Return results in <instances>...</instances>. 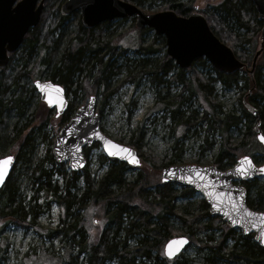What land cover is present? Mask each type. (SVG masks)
<instances>
[{"label": "trees", "instance_id": "trees-1", "mask_svg": "<svg viewBox=\"0 0 264 264\" xmlns=\"http://www.w3.org/2000/svg\"><path fill=\"white\" fill-rule=\"evenodd\" d=\"M55 1L46 0L50 9L49 13L47 10L44 21L50 14L54 13L55 16L57 15L58 23L54 25L55 17L53 22L50 21L54 28L49 25L47 30L43 31L40 20L25 34L20 52L9 54L8 64L16 56L21 65L14 69H10V66L2 69V71L6 70L7 72L2 74L3 77L0 76V151L8 144L11 146V142L15 141L17 127L16 125H7L5 115L9 108L14 105L21 108L27 102L22 96L21 79L29 76V74L38 77L46 68L48 80L64 86L67 95L74 74L77 71L85 70L87 72V85L82 83L77 86L82 91L83 99L90 90L94 93L96 87L101 88L103 95H111L117 89V86L111 87L107 84L111 76L117 72L115 63L110 58H105L106 54H115V47L110 45L112 34L105 31L109 21L103 22L97 27L86 29L81 24L80 16L74 13L73 16L77 17L75 21L72 20L75 24V31H67L69 23L67 21L70 16L59 14L60 5L53 9L52 6ZM126 1L140 7L144 3L151 4L152 0ZM161 1H165L166 5H163L164 7L162 6L158 11L173 10L182 16H188L193 11V8L190 7L193 0H187L185 3H180L178 0ZM63 2L64 0H57L58 4ZM200 13L207 20L210 30L223 43L227 42V37H229L238 46L247 42L253 44L261 29V21L256 17L251 0H222L216 5L205 8ZM118 20L123 21L125 18H118ZM59 27L62 29L59 30ZM131 29L135 35L138 34L140 37L142 32L150 30L145 27L138 29L134 23H132ZM57 30H59V34L56 36ZM130 31H122L118 34V46H126L121 43V39L124 34ZM140 37L131 41L132 44L127 45L134 48L139 58L127 62L128 73L122 81L138 84L145 77L155 87L163 84L167 86L171 83H180L182 92L170 98L159 97L155 103L158 106L169 107L171 114L177 117L179 110L177 105L179 107L180 104H188L191 96L196 95L200 105L204 106L203 116L198 118L199 121L206 120L207 131L217 133L221 137L219 150L211 164L223 170L232 166L241 155L250 156L252 154L254 162L261 164L262 162H258V157L254 156L255 151L252 150L251 152L252 142L249 143V137L254 139V127L257 122L260 123V132L264 134V47L256 59L254 56L259 46L253 52L251 50L233 52L245 67L229 74L220 73L210 67L215 73L213 79L200 74L196 69V65L200 64L201 61L202 63L207 62L205 58L195 59L189 68L183 69L177 67L165 54L163 36L154 34L153 39L147 42H142ZM257 40L259 43V37ZM59 46L62 47L61 50H59ZM161 51V56L155 55ZM28 65H34V71L27 70ZM250 70L252 71L250 72ZM9 71L10 73H8ZM90 74L92 79L91 83H88ZM186 74H189V79L186 78ZM214 81H218L224 88H234L240 91L238 97L240 114L228 112L219 116L212 112L213 101L210 99L212 93L210 85ZM14 90L18 91V97L9 99V92ZM76 106L74 102L68 103L67 110L61 116L62 125L69 119L77 108ZM209 113H211L210 117H208ZM185 119L184 121L181 120L179 125L185 126L187 124ZM242 123L245 124V131L241 133L242 137L233 138L229 134L231 128H239ZM43 124H46L45 118ZM182 130L185 131V127ZM27 139L28 137L25 138L19 150L15 152L16 164L14 163L11 173L0 189V228L8 221L21 226H28L33 225L35 220L36 213L32 215L30 222H26V216L30 210L25 209L20 194H16L12 182L17 161L21 160L25 165L29 164L32 150ZM127 145L140 153V147L143 143L139 136H136ZM210 146L211 143L205 138L204 148H210ZM88 149H84L85 158ZM140 155L142 156L141 166L136 175L130 179L126 177V171L132 167L101 154L99 156L100 164L107 163V167L96 180L90 177L87 170L84 169L86 166L83 168L85 186L81 194L78 191L70 192V189L75 187L79 171H70L71 179L65 180L64 186L60 190L55 186L53 188L54 199L64 216H69L71 207L76 204L82 205L88 201L94 204L101 203L106 224L95 241L85 240L84 229L75 220H71L61 231L70 249L76 244L79 252L85 251L87 264H104L105 261L115 257H117L119 264H134L135 257L140 258V261L151 260L152 251L155 253L157 261L151 264H187L184 259L169 260L164 256L162 257L161 249L164 242L180 234L186 235L189 244H191L196 241L193 233H204L208 230H218L221 235L217 242L203 244V249L206 251L200 264H218L220 261L228 264H264V249L255 243L253 235H242L241 233L235 235V229L228 228L220 217L209 216L208 206L203 199L198 202L197 206L202 210L200 215L209 217L205 224L197 222L198 214L188 216L190 212L186 204L176 205L175 200L178 196L191 194L193 190L184 185L160 182L159 170L174 163L173 158H158L150 150L145 153L141 152ZM46 160L52 163L54 161L50 154H47ZM147 165L149 167L145 169ZM38 168L32 170V178L39 182L45 172ZM64 177L62 174V179ZM258 180H261L259 184L256 183ZM243 184L248 192L246 199L248 206L252 209L264 210V178L255 177ZM152 188L154 191H151ZM57 190L59 191L58 195ZM252 191L256 194L253 197L248 196ZM62 192H65L64 195H61ZM169 216L180 219L186 226L184 233L174 229L168 219ZM124 219H128V221L125 223ZM37 230L40 233L44 231L40 228ZM120 232L124 233L122 239L119 237ZM129 237H135V246L129 247L127 245ZM228 240H233L232 244L228 245Z\"/></svg>", "mask_w": 264, "mask_h": 264}, {"label": "rangeland", "instance_id": "rangeland-1", "mask_svg": "<svg viewBox=\"0 0 264 264\" xmlns=\"http://www.w3.org/2000/svg\"><path fill=\"white\" fill-rule=\"evenodd\" d=\"M178 1L180 3L187 2V0ZM220 2H222V0H193L190 7L193 8L192 12L199 13L205 8ZM47 3L48 2L45 0L44 8L39 19V21L41 20L43 31H46L49 25L53 26L52 20L55 17L56 20L54 25L58 23L57 15L55 16L54 13L50 14L44 21L45 14L47 10L49 13L50 9ZM61 4L62 3L58 4L56 0L52 7L55 9L59 7V5L61 6ZM163 5H166L165 1L152 0L151 4H141L140 8L147 13H152L158 11ZM74 13L80 16L79 11H74L69 14L67 31H75V24L73 22L77 17L73 16ZM59 14H61L60 11ZM108 23L105 31L108 33L111 32L112 34L110 45L111 47H115V54H106L105 58H110V60L115 63L117 72L111 76L107 84L111 87L117 86V89L111 95H103L101 88L96 87L94 93L90 90L83 99L82 91L77 88V86L82 83L87 85V72L85 70L77 71L73 76L70 89L66 96L68 103L74 102L77 105L76 107H78L86 104L88 97L94 95L96 97V111L100 116V129L114 141L127 145L134 137L139 136L143 143L140 147L141 152L145 153L147 150H150L158 158H173L174 163L171 164H198L202 166L211 164L219 150L221 137L217 133L207 131L208 124L206 120L199 121L198 118L203 116L204 111V106L202 107V105H200L199 99L196 95H193L188 104H180L179 107L177 105V109H179L178 115L174 117L169 107H164L163 105L158 106L155 102L159 97L170 98L182 92L180 83H171L167 86L163 84L155 87V85L145 77H143L138 84L134 82H123V77L128 73L126 69L127 62L139 58L134 48L127 45L132 44L131 41L137 40L140 36L138 34L135 35L131 29L132 23L135 25L132 17L123 21L113 19ZM61 29L62 28L59 27V30ZM59 30L56 31V36L59 34ZM122 31H130L124 34L121 39V43L126 46H118V34ZM243 32L242 30V33ZM154 34L152 30L142 32L140 37L141 41L147 42L153 39ZM259 35L260 31L258 37ZM257 39L253 44L247 42L241 44V46H238L234 41L232 42L229 37H227V42H224L231 47L232 51L235 53L242 50L246 52L251 50L253 52L256 47L260 46V41L258 43ZM21 48L22 44L16 50L15 54L19 53ZM61 49L62 47L59 46V50ZM155 55L161 56L162 51ZM20 65L19 58L15 56L14 59H11L9 64L0 68V76L3 77L4 75L2 74L7 72L6 70L2 71V69L7 68V66H10V69H14ZM33 66L34 65H28L26 69L34 71ZM210 67L211 66L207 62L202 63V61L200 64L196 65V69L200 74L214 79L215 73ZM45 70L38 77L29 74V76L21 79L23 86L22 96L25 97L27 102L24 103L21 108L14 105L12 108H9L5 115L7 125H16L17 132L15 134V141L11 142V146L8 144L0 151V157L6 154L15 155V152L19 150L25 138L28 137L27 140L32 150L30 152L29 164L25 165L21 160L17 161L12 182L14 183L16 194H20V199L25 209L30 210V213L26 216V222L31 221L34 213H36V216L33 225L21 226L8 221L0 228V264H87L85 251L79 252L76 244L71 246L72 249H70L61 231L71 220H75L82 225L85 233V240L95 241L106 224L100 202L94 204L88 201L84 202L82 205L76 204L71 207V214L69 216H64L63 211L54 199V186L60 190V188L64 186L65 180L69 181L71 179V175L67 162L57 163L53 161L52 163L46 160L47 154L52 156V141L55 134L62 127L63 122L61 121L62 115L57 117L55 115V110L49 109L40 100L39 94L33 85V82L37 79L48 80V73H46ZM8 73H10V71ZM188 75L189 74H186L187 79H189ZM91 79L92 75L90 74L88 83H91ZM62 87L66 90L64 86ZM210 87L212 89L210 99L213 101L211 107L212 112L219 116L227 114L228 112L235 113L236 115L240 114L238 99L240 91H238V89L224 88L218 81L211 83ZM17 95L18 91H11L9 92V99L18 97ZM210 116L211 113L208 114V117ZM44 118L46 119V124H43ZM184 118H186L187 124L185 126L179 125L181 120L184 121ZM183 127H185V131L182 130ZM244 131L245 124L242 123L239 125V128L232 127L229 134L233 138L238 139L242 137L241 133ZM250 137L249 143L252 142L251 152L252 150L255 151L254 156L258 157V162L264 163V148L257 142L255 132L254 139H250ZM205 138L211 143L210 148H204ZM140 153L138 152L141 162L142 156ZM101 154H103V151L97 144H92L86 152L87 163L84 169L87 170L90 177L94 180H96L107 167V163L100 164L99 156ZM252 156L253 154L250 155V157ZM139 167L128 168L126 177L128 179L134 177ZM148 167L147 165L145 169ZM36 168L45 172V175H43L39 182L32 178V170ZM61 173L65 176L63 179ZM78 176L77 181H75V187L70 189L71 193L78 191V193L81 194L84 190L85 184L82 170L79 171ZM260 181L261 180H258L256 183L259 184ZM151 191H154V188H152ZM56 193L58 195L59 191L57 190ZM64 193L65 192H62L61 195H64ZM254 194H256V192L252 191L248 196L251 195L253 197ZM201 199H203V196L197 191H193L191 194L178 196L175 203L176 205L186 204L190 212L188 216L198 214L197 222L205 224L208 222L209 217L206 218L200 215L202 210H200L197 204ZM209 216L215 217L210 214ZM61 219H63V221H61ZM168 219L175 230L183 233L185 232L186 226L180 219L174 216H169ZM124 220L125 223L128 221V219ZM36 227L44 231L40 233ZM239 233H241L240 230L235 228L234 234L238 235ZM119 235L121 239L124 237L123 232H120ZM220 235V231L218 230L193 233V237L196 241L188 244L174 260L184 259L187 264H200L206 251V249H203V244L217 242L220 239ZM232 242L233 240H228V245L232 244ZM127 245L129 247L135 246V237H129L127 239ZM150 255L152 259H145L144 261H140V258L135 257L134 264L155 263V261H157L155 253L152 251ZM163 256L164 254L162 257ZM104 264L119 263L117 257H115L109 261H105ZM218 264L228 263L220 261Z\"/></svg>", "mask_w": 264, "mask_h": 264}, {"label": "water", "instance_id": "water-1", "mask_svg": "<svg viewBox=\"0 0 264 264\" xmlns=\"http://www.w3.org/2000/svg\"><path fill=\"white\" fill-rule=\"evenodd\" d=\"M45 0H0V68L9 61V54L21 46L25 34L39 22ZM256 17L261 21L260 46L256 59L264 46V0H251ZM60 13L69 15L79 11L84 28L118 18L133 17L138 29L148 28L164 37L165 54L177 67L187 69L198 58H205L216 71L229 74L245 65L235 53L210 30L207 20L199 12L182 16L173 10L147 13L139 6L125 0H65ZM254 66V65H253ZM252 70H250L251 72ZM40 100L64 114L68 100L64 88L51 80L33 82ZM255 112V110L253 109ZM254 127L257 141L264 146V134ZM97 143L106 157L138 167L136 150L120 144L100 129V116L96 111V97L90 95L86 104L75 109L68 121L59 129L52 141L51 154L57 163L67 162L71 171H81L86 165L83 148ZM11 157L10 161L6 158ZM13 155L0 157V188L14 167ZM161 183L187 186L203 196L211 216L220 217L229 228H238L242 235L253 234L255 243L264 249V211L251 209L246 204L247 192L242 182L260 175L264 177V164L256 165L251 157L242 155L228 169L214 165L171 164L159 171ZM162 253L167 259L177 257L189 244L188 237L174 236L164 242ZM168 253H171L169 255Z\"/></svg>", "mask_w": 264, "mask_h": 264}, {"label": "snow or ice", "instance_id": "snow-or-ice-1", "mask_svg": "<svg viewBox=\"0 0 264 264\" xmlns=\"http://www.w3.org/2000/svg\"><path fill=\"white\" fill-rule=\"evenodd\" d=\"M6 159H7V161H10L11 160V157H8ZM262 236H264V234H262ZM168 254L171 255V253H168Z\"/></svg>", "mask_w": 264, "mask_h": 264}, {"label": "flooded vegetation", "instance_id": "flooded-vegetation-1", "mask_svg": "<svg viewBox=\"0 0 264 264\" xmlns=\"http://www.w3.org/2000/svg\"><path fill=\"white\" fill-rule=\"evenodd\" d=\"M14 158H15V161H16V157H15V155H14ZM3 186H4V185H3ZM3 186H2V187H3ZM0 189H1V188H0Z\"/></svg>", "mask_w": 264, "mask_h": 264}]
</instances>
